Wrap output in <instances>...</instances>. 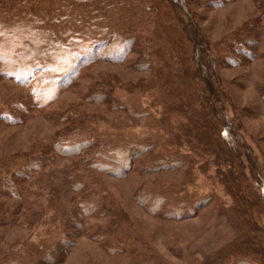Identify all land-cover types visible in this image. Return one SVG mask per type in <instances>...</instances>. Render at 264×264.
Here are the masks:
<instances>
[{"label":"rangeland","instance_id":"374dc122","mask_svg":"<svg viewBox=\"0 0 264 264\" xmlns=\"http://www.w3.org/2000/svg\"><path fill=\"white\" fill-rule=\"evenodd\" d=\"M140 1L119 12L121 24L98 25L116 32L125 24L130 51L88 64L42 109L26 87L0 76V264H264V0ZM252 24L251 58L229 57L223 47ZM194 37L237 141L249 150L234 161L233 178L226 160L199 144L189 114L199 104L179 76L196 54ZM72 125L106 140L119 161L129 160L128 148L140 149L135 170L123 177L80 172L84 157L56 151ZM63 172L81 181L67 185ZM81 183L97 191L109 217L75 222L73 189ZM240 195L251 202V219ZM152 196L178 209L205 203L193 217L170 220L141 206Z\"/></svg>","mask_w":264,"mask_h":264},{"label":"trees","instance_id":"16d2710c","mask_svg":"<svg viewBox=\"0 0 264 264\" xmlns=\"http://www.w3.org/2000/svg\"><path fill=\"white\" fill-rule=\"evenodd\" d=\"M134 2L135 5H141L140 0H6L3 4L0 2V76L26 87L33 97L31 98L33 107L42 109L68 87L88 64L118 61L122 57L121 54L126 55L130 51V44L124 37V33L128 31L125 24L122 26L123 30L116 32H109L104 28H112L115 23L121 24L118 19L119 12ZM169 2L179 3L181 0ZM259 6L264 8L260 1ZM141 11L145 14L152 12L149 8H142ZM98 25L104 28L101 29ZM254 27L255 24H252L239 30L227 46L223 47V51L229 49L228 56L238 60L242 59L239 55L251 58L252 54L246 49H250V45L255 46L258 41L252 32ZM191 44L196 54L193 51L191 66L184 67L179 76L181 81L185 80L188 85L193 101L199 104L198 110L189 105V114H192L198 130L201 131H197L199 144L211 149L218 159L226 160L225 165L227 164L230 169L228 176L233 178L234 161L239 160L245 153L248 155L249 150L245 143L237 141L238 127H235L232 124L233 120L231 123L225 114L222 98L224 96L220 87L217 89L213 85L211 62L208 59L207 65H204L200 58L203 56L197 49L203 46L201 40L194 37ZM239 47L244 49L240 53ZM227 64L235 65L236 61L229 58ZM100 94L102 93H98ZM67 130L63 135L65 139L59 141L57 148H60L56 151L66 157H84L83 163L80 161L81 165H78L77 169L86 172V175L103 173L123 177L128 171L135 170L132 166L133 161L142 155V151L140 152L137 147L128 148L129 160L119 161L116 155L106 148V140L104 142L79 129L78 126ZM99 147L102 150L97 151L96 148ZM87 157L91 165L85 168ZM247 161L249 166H254V161L251 162L249 159ZM243 168L242 165L237 170L239 178L243 177ZM60 175L64 177L67 185L81 181L82 177L65 172ZM14 184L16 183H11L12 189ZM89 185L91 186L89 183H81L73 189L77 193L75 204L78 213L73 211L71 216L78 224L90 217L105 218L112 214V210L103 204L97 191L89 189ZM236 191H239V188ZM237 200L241 203L239 205L244 206L245 214L249 217L251 202L246 201L242 195L237 197ZM157 201L152 196L146 201L148 205L142 200L139 203L151 214L170 220L193 217L205 203L197 201L192 208L186 205L188 207L178 209L177 206L163 205L167 199L159 200L158 203ZM170 207L172 208L168 209ZM54 248L61 251L62 246ZM255 263L257 262L251 258L243 262Z\"/></svg>","mask_w":264,"mask_h":264}]
</instances>
